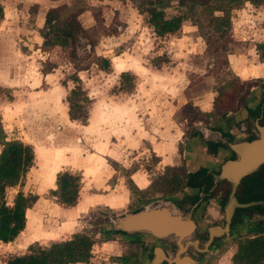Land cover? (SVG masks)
<instances>
[{
  "label": "rangeland",
  "instance_id": "obj_1",
  "mask_svg": "<svg viewBox=\"0 0 264 264\" xmlns=\"http://www.w3.org/2000/svg\"><path fill=\"white\" fill-rule=\"evenodd\" d=\"M28 1L32 2H23ZM85 1L88 7L79 16L83 31L69 45L49 47L30 59L6 55L0 46L1 122L8 138L20 139L34 150V164L17 185L6 189L5 201L10 205L19 190L38 195L26 210V226L17 240L11 245L0 243V264L29 248L46 247L78 233L93 240L87 264H117L123 256L132 257L138 250L132 244L119 256L103 244L129 243L122 239L127 237L109 236V220L165 196H174L177 206L182 203L186 191L178 187L170 192L166 180L173 174L182 180L184 156L187 159L194 146L192 134L220 116H229L264 82L260 77L236 75L227 59L234 56L236 66L247 64L254 71L263 62L254 59L250 44L255 41L249 37L252 27L262 35L264 21H254L252 16L258 13L244 2L237 11L221 12L237 2ZM152 5L166 17L183 14L180 29L155 34L147 12ZM35 6L28 5L31 16ZM223 14H229L230 22L234 19L236 30L217 18ZM122 72L132 75L122 80ZM76 76L89 101L86 116L72 120L66 98L77 84ZM220 92L225 101L201 112L196 103ZM163 153L167 163L158 157ZM62 170L83 176L75 207L50 193L56 172ZM135 173L143 177L141 189L132 179ZM122 187L129 189L130 198L120 206V197L114 195ZM90 192L106 194L113 208L102 203L87 206L99 200L88 197ZM52 231L60 234L51 237ZM237 244L236 240L208 264H236L232 256Z\"/></svg>",
  "mask_w": 264,
  "mask_h": 264
},
{
  "label": "flooded vegetation",
  "instance_id": "obj_2",
  "mask_svg": "<svg viewBox=\"0 0 264 264\" xmlns=\"http://www.w3.org/2000/svg\"><path fill=\"white\" fill-rule=\"evenodd\" d=\"M229 1H236L237 5H230L221 9V12L234 11L246 1L264 4V0ZM214 121L209 127H201L192 134L203 149L206 162L190 164L186 158L183 159L185 172L179 189L186 191V195L182 203L179 201L177 204L185 215L194 220L196 247L190 244L185 252L179 253L178 245L168 239L157 240L150 237V241H143L140 238H122L138 248L131 257V264H152L154 260L156 264H168L166 258L174 256L176 252L180 262L188 255L192 260L188 264H208L213 256L224 252L236 240L251 237L248 234L254 236L264 233V219L261 218L264 216V205L243 206L264 200V161L235 183L228 178L216 179L227 161L237 159V149L259 139L258 127H264V82L255 86L250 96L229 116H220ZM191 167L194 168L191 172H195L193 176L190 175ZM189 181L194 185L185 187ZM231 202L234 205L227 218L226 208ZM210 204L216 208L209 207ZM138 209L140 208L133 211ZM191 250L195 253L192 254Z\"/></svg>",
  "mask_w": 264,
  "mask_h": 264
},
{
  "label": "trees",
  "instance_id": "obj_3",
  "mask_svg": "<svg viewBox=\"0 0 264 264\" xmlns=\"http://www.w3.org/2000/svg\"><path fill=\"white\" fill-rule=\"evenodd\" d=\"M255 1V0H252ZM85 0H70L51 7L45 14L44 24L40 30L43 37L44 47H64L77 40L83 27L79 21V15L87 8ZM149 23L152 25L155 34L164 35L175 33L180 29L182 21L186 18L183 14L166 17L162 9L151 6L147 9ZM3 14L0 4V17ZM222 22L230 25L229 14L217 16ZM226 19V20H225ZM260 58L264 61V41L256 45ZM128 72L121 73V79L131 77ZM77 83L67 96L68 114L71 119L85 117V102L89 101L87 93L80 85L78 76L74 77ZM225 95L220 92L214 98L213 104L219 105L225 101ZM196 138H193L191 145H194ZM192 148V146H190ZM189 147V148H190ZM197 153H200L199 151ZM201 157V154H198ZM204 154L199 162L206 161ZM198 162V163H199ZM34 163V152L30 145L19 139H6V134L0 121V240L8 242L24 228L26 221V209L37 199L36 194H25L17 191L9 205L5 201V191L8 187L17 185L26 175ZM197 163V164H198ZM194 168H190V175L193 176ZM165 180V179H164ZM170 192L175 191L182 185V180L173 174L166 180ZM56 187L50 189V193L58 198L64 205L76 203L79 188L80 176L70 171H60L56 175ZM193 186L189 181L187 186ZM109 236H122L133 238L132 234L121 231H112ZM108 236V237H109ZM93 240L86 234H74L70 239L53 242L46 247L29 248V251L20 255H13L7 260V264H68L75 262H88L91 253ZM236 264H264V233L239 239L237 250L232 256Z\"/></svg>",
  "mask_w": 264,
  "mask_h": 264
},
{
  "label": "crops",
  "instance_id": "obj_4",
  "mask_svg": "<svg viewBox=\"0 0 264 264\" xmlns=\"http://www.w3.org/2000/svg\"><path fill=\"white\" fill-rule=\"evenodd\" d=\"M20 1H22V3ZM23 1L24 0H0V4L2 5V9H3V14L0 17V46L1 45L4 46L3 51H4V54H6V55H9V56L15 55V58H18V59L19 58L20 59H30V58H35L37 56L38 51H44L47 48H49V47L43 46V37L40 33V30L44 24L46 12L48 11L49 8L57 6L58 5L57 3L60 0H32V2L31 1L27 2L29 4H27ZM32 3L36 4V6L32 12V16H31V14L29 13L27 8H28V5H30ZM244 4L248 5V7H250L253 11L258 13V15L252 16V17H254L253 18L254 21L257 19H262V21H264L263 20L264 19V5H263V3L262 4H253L249 1H246V2H244ZM235 11H237V10L235 9ZM83 12L84 11H82L80 13V15L83 14ZM250 21H252V19ZM252 24L255 26L254 22H252ZM233 25H234V19L232 22H230V25H229L230 30H232V31H234V29L236 30V28H234ZM231 26L233 28H231ZM256 29H257V27H252L251 34H250L251 37H249V38L252 41H255L254 43L250 44V45H253V53H254V57H255L254 59H257L258 61H260L262 59L260 58V56L257 52L256 45L264 41V24L261 25L262 35L258 36L259 33L256 31ZM0 53H1V50H0ZM227 59H228V62L233 67V69L235 70L236 75H239L243 79L244 78L247 79L249 77H260V78L264 79V61L261 64H259L256 71H254L250 67H248L247 64L244 66H241V65L236 66V62H235L236 57H234V56L228 55ZM213 101H214L213 98H211V100H209V98L208 99H200L196 104L198 105L201 112H210L211 106L214 105L212 103ZM68 116H69V114H68ZM0 121H1V116H0ZM1 124H2V122H1ZM2 127H3V125H2ZM3 129H4V127H3ZM4 132H5V130H4ZM5 134H6V132H5ZM6 139H10V138H8L6 136ZM196 142L194 141V146L188 150V155H186L187 156V162L189 161L190 164L195 163V162H199V160H201V157L203 156V149L201 147H199L198 142L197 143ZM26 144H28V143H26ZM28 145H30V144H28ZM198 151L200 153H197ZM33 152H34V150H33ZM198 154H201V157H199ZM158 157H160L161 162L167 163L166 161L168 158H167V155L165 153L160 154ZM184 158H185V156H184ZM62 171H69V170H62ZM57 173L58 172H56V174H55L54 180H56ZM73 173H76V172H73ZM77 174H79V176H80L79 193H78L76 203L74 205H70V207H75V205L77 204V201H79V197H80V191H81V187H82L81 184L83 181V176L81 173H77ZM133 177H135V178H133ZM132 179H133L134 183L140 189L145 186V184H141V182L143 181V177L141 174H139V173L133 174ZM54 186L56 187L55 182H54ZM52 189H54V188H52ZM115 196L120 197V206L121 205H127V202L130 198L129 189L122 187V189L120 190V193L118 192L116 195H114V197ZM88 197H90L91 199H94V200L98 198L99 200H96L95 202H93L87 206L102 203V204L107 205L110 208H113V206L108 201L109 197H107L106 194H100V193H94V192L91 193L90 192L88 194ZM37 199H38V195H37ZM30 207L27 208L26 210H28V209L30 210ZM26 221H25V226H26ZM25 226H24V228H25ZM24 228L21 231H23ZM21 231L16 235V237L13 240L8 241V242H3L0 240V243L3 245H11L13 242H15L17 240V237H18V235H20ZM140 239H142L143 241H150V238H147V237H144V238L140 237ZM35 240L37 241L39 239H32V241H35ZM103 244L108 246L110 249L114 250L118 256L125 254L127 252L126 249L130 248V245H131L130 243H127V242H125V243L120 242V241L116 242L114 240H107ZM131 246H133V245H131ZM131 261H132L131 257L126 258L123 256V259L120 260V262L117 264H131ZM4 264H7V263L5 262ZM68 264H87V263L86 262H75V263H68Z\"/></svg>",
  "mask_w": 264,
  "mask_h": 264
},
{
  "label": "water",
  "instance_id": "obj_5",
  "mask_svg": "<svg viewBox=\"0 0 264 264\" xmlns=\"http://www.w3.org/2000/svg\"><path fill=\"white\" fill-rule=\"evenodd\" d=\"M259 139L244 147L237 149L238 157L235 161H227L222 166L221 173L216 179L228 178L233 183L246 174L254 171L264 161V127H258ZM254 204L264 205V200L247 203L243 206ZM234 203L228 204L226 208L229 218ZM194 220L185 215L181 208L176 205L174 196H165L148 201L137 211L126 212L116 215L109 220L107 232L122 231L127 234L141 233V238H155L157 240L168 239L178 245V252H185L190 244L196 247L197 240L194 239ZM212 229H210V232ZM178 252L166 258L168 264L192 263L190 256L180 262ZM156 260L152 264H156Z\"/></svg>",
  "mask_w": 264,
  "mask_h": 264
},
{
  "label": "bare ground",
  "instance_id": "obj_6",
  "mask_svg": "<svg viewBox=\"0 0 264 264\" xmlns=\"http://www.w3.org/2000/svg\"><path fill=\"white\" fill-rule=\"evenodd\" d=\"M60 232V231H59ZM58 231H52V233H50L49 236H58V234H60Z\"/></svg>",
  "mask_w": 264,
  "mask_h": 264
}]
</instances>
